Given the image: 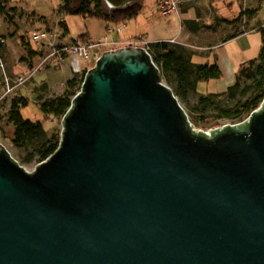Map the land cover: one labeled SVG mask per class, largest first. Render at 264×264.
<instances>
[{"label": "water", "instance_id": "obj_1", "mask_svg": "<svg viewBox=\"0 0 264 264\" xmlns=\"http://www.w3.org/2000/svg\"><path fill=\"white\" fill-rule=\"evenodd\" d=\"M62 125L31 171L0 142V264H264V98L198 129L151 54L122 46Z\"/></svg>", "mask_w": 264, "mask_h": 264}, {"label": "rangeland", "instance_id": "obj_2", "mask_svg": "<svg viewBox=\"0 0 264 264\" xmlns=\"http://www.w3.org/2000/svg\"><path fill=\"white\" fill-rule=\"evenodd\" d=\"M6 9L12 10L13 15L5 14L2 10L0 12V31L6 32L8 36V43L13 54H23L24 49L21 44V38L27 36L32 45L37 47V43L31 38V35L42 29L49 27H59L58 21L61 19L68 27L69 31L63 34L68 42H73L81 39V35L85 34L89 39L95 41H104L105 36L109 35L110 41L124 40L125 37H131L132 30L128 29V26H133L132 28L138 29L137 31L140 35L144 34V37L149 39L155 35L156 32L163 34L165 31H178L180 26V18L176 11L170 15H164L158 6V0H136V2L142 5L141 14L136 19H130L124 24L115 25L112 24L111 27L115 28L114 31L108 33L107 22L103 19L97 17H84L82 15L75 14H61L59 8L63 0H5ZM193 1H215V0H193ZM243 9L247 10L246 16L241 21V25L238 27L240 30H245L246 35L240 37L237 42L232 46L228 47L231 50H237L239 55L241 54L247 59H253L259 56L263 39L262 34L258 30L260 26H264V1L260 2L258 0H243ZM179 7L185 6V4L192 2V0H178ZM13 7V9H11ZM104 8L110 10L106 4ZM117 26H120L121 30L117 31ZM169 32V33H170ZM5 33V34H6ZM148 33V35H147ZM141 38V36H140ZM145 38V39H146ZM119 40V41H120ZM85 41V40H84ZM189 43L196 41V39H189ZM181 42V41H180ZM185 42V41H184ZM176 43V42H174ZM187 43V42H185ZM204 44V43H202ZM178 45V44H176ZM183 46V45H180ZM119 44H109L105 48L115 49L118 48ZM183 47L188 48L192 51V46L184 45ZM194 49V48H193ZM198 50V49H196ZM203 50V49H200ZM210 54L208 58L206 57H195L193 58L195 62L199 63H213L216 62L215 55L209 51ZM214 52V51H212ZM25 55V54H24ZM7 62L9 60H16L15 67L11 70L20 72L29 67V65L40 64L41 59L36 57L33 61L29 62L22 59L17 61L13 57L7 56ZM23 62V69H19L20 63ZM32 63V64H31ZM96 61L88 60L82 61V64L76 66L80 71H75L71 67L70 59L61 65H51L41 68L36 71L34 78L28 82L27 86L22 90L21 96L28 99V106L22 108V114L25 119L32 120L34 122H42L47 133L48 138H58L61 137L62 133V120L63 117L55 116L52 114H46L40 107L43 101L48 98H53L64 94L68 88L69 80L76 78L78 84L74 88L75 91L79 92L81 90V78L84 76L85 70H89L95 66ZM87 70V71H88ZM228 80V76L225 77ZM226 79H210L200 81L198 83L197 92H191L187 98H179L182 105L185 107L190 120L193 122L196 128L203 130H210L217 127H221L228 123H238L240 120L237 119H226L220 116L219 111L213 107L203 110L198 103L200 95H208L213 92H224L228 88L226 84ZM221 82V83H220ZM233 84V83H232ZM6 105L0 110V142L4 143L8 149L11 151L12 155L28 170H34L39 162V153L36 152L35 147L31 144L27 145L25 149L17 148L12 143V138L14 134V126L8 120V107ZM250 114H245L242 118H247ZM237 121V122H236ZM36 152V153H34ZM34 155L31 159L30 156Z\"/></svg>", "mask_w": 264, "mask_h": 264}, {"label": "trees", "instance_id": "obj_3", "mask_svg": "<svg viewBox=\"0 0 264 264\" xmlns=\"http://www.w3.org/2000/svg\"><path fill=\"white\" fill-rule=\"evenodd\" d=\"M258 1L263 2L264 0ZM5 2V0H0V6L2 10H6L4 11L5 14H8L10 9H6ZM104 4V0H63L59 12L61 14H75L103 19L107 22L108 30L112 24L120 25L136 18L142 10V5L136 1L125 7L110 10L105 9ZM246 14L247 10L241 11L240 15L232 22L238 23L242 21ZM61 26L64 32L69 31L63 21H61ZM258 30L261 32L263 39L259 56L247 60L239 67L233 84L228 86L226 91L200 95L198 103L204 111L209 107H213L219 111L220 116L226 119L242 121L244 120L242 117L245 114H251L255 109L259 108L264 98V26H260ZM245 32V30L237 28L234 35ZM80 38L89 39L85 34L81 35ZM21 44L25 54L22 56L24 60L31 62L42 53L38 46L34 47L32 45L27 36L21 38ZM149 46L154 62L161 70L163 80L182 99L187 98L191 92H197L200 81L220 79L223 75V71L217 62H195L193 60L194 52L180 46V44L176 45V43L171 41H156L150 42ZM87 70L85 71L87 72ZM86 72L81 78V86ZM77 84L78 80L76 78L69 80L66 92L43 101L40 105L41 109L46 114L63 117L71 105L72 98L77 93L74 90ZM28 104V99L23 96H17L12 102L8 112V120L14 126V134L11 141L15 147L20 149H25L29 144L33 145L35 147L34 150L39 153V162H42L58 149L61 137L48 138L42 122L25 119L22 114V108L28 106ZM33 156L32 154L30 159Z\"/></svg>", "mask_w": 264, "mask_h": 264}, {"label": "crops", "instance_id": "obj_4", "mask_svg": "<svg viewBox=\"0 0 264 264\" xmlns=\"http://www.w3.org/2000/svg\"><path fill=\"white\" fill-rule=\"evenodd\" d=\"M243 3H245L243 0H215L208 2H197L192 0V2L185 4L183 8L182 6L179 7L178 11H176L180 18V26L176 33L174 31H165L163 34L156 32L152 39H149L148 37H144V34L140 35L137 31L135 32L139 27L134 29L135 27L132 28L133 26H128L130 32L132 30L131 37H125L124 40L119 39V47L124 46L123 44H125V41L141 36V38H146L148 42L171 41L175 39L176 44L192 46V51L194 52L193 58H208L210 54L209 51H211V53L215 55L214 58L223 71L221 78L224 77V79H226V75L228 76V80L226 79L224 84L230 86L235 80L236 72L239 67L246 62L245 57L241 54L239 55L237 50L228 48L232 46L233 49H236L233 44L237 42L240 37L246 35V33L234 35L235 30L241 25V21L238 23L232 22L240 15L241 11L244 10ZM140 14L141 11L136 19ZM0 33L7 35L6 32V34L1 31ZM6 37L8 39V36ZM191 37L192 39H196V41L189 43L188 40L191 39ZM13 49L14 48H11L8 43L5 47L6 58L8 59L7 56L12 57V59L14 57L18 61L24 53H16V55H14L12 52ZM8 64L10 68L13 69L16 60H9ZM20 64L21 66H18L19 69H23V62Z\"/></svg>", "mask_w": 264, "mask_h": 264}, {"label": "built area", "instance_id": "obj_5", "mask_svg": "<svg viewBox=\"0 0 264 264\" xmlns=\"http://www.w3.org/2000/svg\"><path fill=\"white\" fill-rule=\"evenodd\" d=\"M158 6L164 15H170L174 11H178L179 2L178 0H158ZM1 11L2 7L0 6V12ZM8 14L13 15L14 13L9 10ZM61 21V19L58 21L59 27L57 26V28L54 26L49 27L38 30L31 35V38L37 43L38 49L42 52L38 56L41 62L37 67L35 65H29V67H26L25 70L20 72L11 70L5 55V47L8 44V39L4 34L0 33V110L6 105H10L7 109L9 111L13 100L16 99L17 96L22 97V90L27 86L28 82L34 78L36 71L40 70L42 67L45 68L48 65L50 66L51 63L61 65L70 59L73 70L80 71L76 66L81 65L82 61H97L102 54L108 50L105 48L106 45L119 43L118 41H110L109 35L105 36L104 41L88 39L85 41L77 40L68 42L63 38L65 32L61 26ZM114 30L115 29L111 27L108 29V33ZM120 30L121 28L118 27L117 31ZM171 42H175V39L171 40ZM124 43V46L144 47L153 58L149 46L150 42L143 37L125 41ZM19 60V62H21V58Z\"/></svg>", "mask_w": 264, "mask_h": 264}]
</instances>
